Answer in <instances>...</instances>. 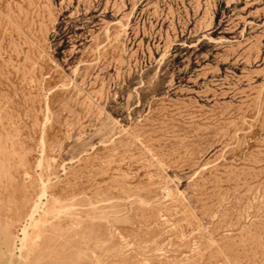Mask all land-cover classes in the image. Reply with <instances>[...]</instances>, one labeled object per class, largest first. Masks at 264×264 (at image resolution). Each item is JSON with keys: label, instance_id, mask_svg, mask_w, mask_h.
Instances as JSON below:
<instances>
[{"label": "rangeland", "instance_id": "1", "mask_svg": "<svg viewBox=\"0 0 264 264\" xmlns=\"http://www.w3.org/2000/svg\"><path fill=\"white\" fill-rule=\"evenodd\" d=\"M41 190L30 260L264 264V0H0L6 259Z\"/></svg>", "mask_w": 264, "mask_h": 264}, {"label": "bare ground", "instance_id": "2", "mask_svg": "<svg viewBox=\"0 0 264 264\" xmlns=\"http://www.w3.org/2000/svg\"><path fill=\"white\" fill-rule=\"evenodd\" d=\"M109 14V13H108ZM107 31V30H106ZM24 172H26V171H24ZM23 172V173H24ZM22 173V174H23ZM28 175V174H27ZM15 179V178H14ZM34 180V179H33ZM40 181H41V179H39ZM15 181H16V179H15ZM29 183V182H28ZM33 183V182H32ZM29 184H31V183H29ZM33 186V188L35 187L34 185H32ZM28 188V187H27ZM32 188V187H31ZM42 191V190H41ZM39 191L40 192V196H39V198L38 197H36V198H38L37 200V202L34 204V206L32 207V209H31V211H30V213H28V223H26L23 227H22V229H21V238H19V245H20V247L18 248V250L17 251H19V255L16 257V258H13L12 257V255H9L10 257L9 258H7L6 259V257H5V253H4V251L1 249V246H0V264H43V263H41L42 262V260H41V258L39 259V258H36V259H34L33 258V260H30L29 258H30V256H31V252H30V249H28L29 248V245H28V242L32 239V236H31V234H29V232H28V227L29 226H31L32 225V223H33V221H34V215L37 213V211H38V209L40 208V205H41V200H40V198L41 197H43L44 196V191ZM46 193V192H45ZM38 195V194H37ZM31 196V195H30ZM45 196H46V194H45ZM55 196V195H54ZM251 197V196H250ZM52 198V197H51ZM30 199H32V197L30 198ZM25 201H28V200H25ZM31 201V200H30ZM36 201V200H35ZM30 203V202H29ZM43 203H44V201H43ZM54 203V202H53ZM23 204V203H22ZM59 204V203H58ZM29 205V204H28ZM23 206H24V204H23ZM27 206V205H26ZM71 206V205H70ZM24 209V208H23ZM58 209V208H57ZM59 209H61V210H63V212H64V209H62V208H59ZM22 210V209H21ZM52 211V210H51ZM60 211V210H59ZM58 211V212H59ZM67 211H68V209H67ZM40 212V211H39ZM39 212H38V214H39ZM61 212V211H60ZM65 213V212H64ZM63 213V214H64ZM23 214V213H22ZM248 214V213H247ZM65 215V214H64ZM36 216V215H35ZM38 216V215H37ZM48 216H49V214H48ZM66 216V215H65ZM23 217V216H22ZM57 217H58V215H57ZM51 218V217H50ZM59 218V217H58ZM6 220V219H5ZM7 221V220H6ZM37 221V220H36ZM55 222V221H54ZM50 223V222H49ZM65 223V222H64ZM54 224V223H53ZM49 225V224H48ZM43 226V225H42ZM45 226V225H44ZM53 226V225H52ZM55 226V225H54ZM86 226V225H85ZM88 226V225H87ZM86 226V227H87ZM35 227V226H34ZM53 229V228H52ZM55 229V228H54ZM50 230V229H49ZM61 230V229H60ZM87 230H89V229H87ZM86 230V231H87ZM63 231V230H62ZM1 232H3L2 230H1ZM40 232V231H39ZM46 232V231H45ZM50 232V231H49ZM43 233V232H42ZM66 233V232H65ZM5 236H6V232H5ZM36 236H38V234L36 235ZM7 237V236H6ZM61 237V236H60ZM2 240H4V239H2ZM58 240V239H57ZM3 242V241H2ZM1 244H3V243H1ZM31 244H36V242L35 241H32V243ZM7 245V244H6ZM28 245V246H27ZM36 246V245H35ZM46 246V245H45ZM55 246H57V244L55 245ZM44 247V246H43ZM47 247V246H46ZM10 248V247H9ZM61 249V248H60ZM52 250V249H51ZM7 251V250H6ZM33 251V250H32ZM42 252V251H41ZM40 252V253H41ZM51 252V251H50ZM56 252V251H55ZM11 253V252H10ZM15 253V252H14ZM13 253V254H14ZM52 254V253H51ZM76 254V253H75ZM48 256V255H47ZM58 256V255H57ZM84 256V255H83ZM45 257V256H44ZM48 258H49V256H48ZM52 258V257H51ZM47 259V258H46ZM51 260V259H50ZM58 260V259H57ZM52 261V260H51ZM53 261H55V260H53ZM73 261H77V260H73ZM48 262V261H47ZM49 263V262H48ZM74 263V262H73ZM73 263H71V264H73ZM51 264V263H50ZM69 264V263H68Z\"/></svg>", "mask_w": 264, "mask_h": 264}]
</instances>
